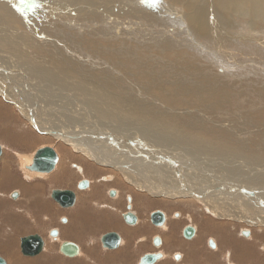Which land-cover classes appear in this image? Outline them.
Instances as JSON below:
<instances>
[{
    "label": "rangeland",
    "instance_id": "rangeland-1",
    "mask_svg": "<svg viewBox=\"0 0 264 264\" xmlns=\"http://www.w3.org/2000/svg\"><path fill=\"white\" fill-rule=\"evenodd\" d=\"M105 1L102 0V2L97 4L91 3L92 5H90L89 3L87 4L79 3L80 5L73 4L72 7L69 6L70 8L69 10V8L65 7L64 5L66 0H0V49L2 50V53H0V55L3 56L0 57V61L7 63L13 69L19 68L20 70H23L24 73L25 72L27 73L28 71L29 74H31L32 72L35 71L38 75L42 77V80L37 77L31 78V76L27 73L31 78V81H29L30 84L29 85L26 84L25 81L23 83V79H19L18 77L19 74H16L17 76L15 77H11L12 74L11 72H9L10 75L7 74V76H10L9 77L10 80L12 81L16 80L15 83L16 85L14 84L16 90L13 89V87L12 88L7 87L5 88V90L10 93L16 92L18 91V89L19 91L21 89L23 90V91L21 90L22 92L18 94L14 99L17 101L23 100L26 103V107L23 110L21 109L20 106H15L14 104L6 101L4 96H2V94L0 93V145L2 146V150H3L2 152L3 156L1 155L2 158L0 160V168L4 170L6 174L4 175L3 178L4 180H6L5 185L0 186V229L2 228L1 229L2 232L0 231L1 232L0 254H2L8 260V264H74V263H79L73 261L81 258L86 252V249L88 247H93L95 256L93 261H88L89 264H136L134 258L141 255L145 250L144 246L141 245L136 246V243L139 242V240H141L140 239L141 235L144 234V232L141 230L142 227L144 226V219L149 218L152 212H154L157 209H160L166 212V214L168 215V221L170 223H173L177 218H180L182 227L186 224H193L196 227H198L200 231V237L202 238H204V233L209 228H212L213 232H208L206 236L208 234L212 236L214 235L218 236V231L220 230H222L220 233L221 237L225 232L226 234H230V233L234 234L235 236H237L240 243L242 244V253L244 256V259H242L243 263L264 264V228L263 227H262L263 229H261L258 228V226L256 225L254 226L252 224L248 226V224L243 222L242 220L234 221L233 219H230L231 217L227 218L224 216L222 217L221 215H215L212 212L210 213V211L207 210V208L195 198L194 199L182 198L176 200L175 198L161 196V194L159 193H150L143 189L141 190L139 189L140 187H137L138 184L134 182H129V180L125 177V175L124 174L122 175V171L114 168L110 169V167L107 166L108 167L107 168L104 167V165H101L102 167L101 166L99 167L100 163L99 164L96 162L93 163L94 160L88 154H85L83 152L82 153L74 152L72 150V147L68 146V144H66L64 141H61L59 138H56L52 135L42 133L38 129L34 128L32 123L29 125L28 116L25 110L28 107H30L27 103L33 104L34 101L36 102V105L33 108V112L35 113L36 117L39 119L41 114L44 113L49 117V118L46 117V120H48L49 123L50 122L54 123V121H56V123L54 124L57 127H59L58 123L62 124V123H66L68 120L73 121V119L79 118L77 116H74L72 114V111L66 109V107L63 104L60 107L48 106V104H50L49 100L60 102L58 98L59 97L58 95L60 94H54V91L48 89L49 87L56 84L54 83L53 79L48 80L47 77L44 79L41 73L43 72L47 73V70L51 68L52 70L49 71L50 74L55 75V71L57 67L56 68L53 67L57 66L56 65L57 63H61L65 61V59L60 61L56 58L60 57L59 54L65 55L71 52L69 46L65 47L66 45L64 43H67V41L63 43L62 41L57 39V37H54L53 32L48 31V24L55 23L57 25L59 32V28L62 29L63 26L66 27L67 31H69L68 30L69 28H75V27L81 28L87 22H92V23L94 22L93 26H95L96 29L99 28V30L94 32H97L98 34L101 35L107 33V29L105 28L106 30H104L102 28L103 26H101L102 22L105 23V19H107L105 24L108 23L109 27L108 26L107 27L110 31L112 30L111 32H113L117 28V30L121 33V29H122V31L124 32V36H127V38L130 39L132 36L133 39L135 37L133 40L131 39L129 40L127 38L125 39L129 41L128 44L132 43V45L129 46V48L134 49L135 52L137 51L135 46L137 45V43H140L139 45L150 48L151 52H149L148 54L160 58L162 57V59H166L167 58L166 55H164L165 58H163V56H160L158 54V50L150 46L151 43L164 44L165 39L168 40V44L170 45L175 43L176 45L175 46L173 45L174 47H179V45L181 46L182 44L183 45L191 44V47L193 49L201 51L200 48L196 46L197 45L196 43L188 41V33H186L183 29L184 20L186 19V16L183 18L184 16L183 14H182L183 16L179 14V17H177L178 19L174 21L176 23L177 22L180 23V27L179 26L174 27V25H172L171 27H168L167 30L162 28L153 29V32H155L153 36L156 38V40L154 42H151L150 36L153 33L152 30H149L148 35H146L147 28L150 27H145L142 23V20L133 13L137 9L133 7L132 4H134L135 6L136 2L132 0H114L112 1V3L110 2L111 3L110 4L108 0ZM66 8H67V12L68 13L70 12L71 14L70 13L66 14L67 12H64V9ZM171 9L172 8L168 6L167 8L168 11L166 10L167 13L170 14V17H172L171 14H175L174 12H172L174 10ZM131 10H133V12L131 13L132 15H129V12ZM164 13L165 12H163V14ZM111 15H113V18L111 17ZM166 16L168 15L166 14ZM79 17H81V19ZM96 20L100 22V25L97 23ZM78 24L79 25L82 24V25H80L79 27ZM213 24L214 22H212V25ZM213 26L217 27L216 24H214ZM86 27H88V25ZM174 28H176V31ZM179 29L182 30V32L184 33L185 35L184 37L182 33H180ZM132 31L133 32L135 31L134 35ZM140 33H142V37H145L147 41L146 42L147 46L146 44L142 43L144 41L143 39L140 38L141 37ZM130 34L132 35L130 36ZM136 35L138 37H136ZM178 37L180 38L179 40ZM137 39L138 40L140 39L142 42L140 40L138 41ZM29 43L42 44V47L48 46L54 52V54L50 52H48L47 54L45 52L46 56L38 57L35 63H33L31 60L33 59L32 58L33 55L38 53L37 52L38 48H36L37 50L34 47L32 49ZM213 45L216 46L217 45L216 42H214ZM162 46L164 49L167 48L166 47L167 45L166 46L162 45ZM34 49L35 51H33ZM75 49L77 48L75 47ZM126 49L128 48L117 47L114 52V56L110 58L109 54H111V52L113 51V49L110 47H100L99 50H97L96 48L94 50H89L84 46H78V50H79L78 53H75V50H73L72 52L73 54L71 57H74L77 63L82 61L81 67H83L84 63L86 64V65L84 64L85 65L84 72L81 71L83 73L90 72L93 68H95L93 69L95 71L99 70L98 71L99 73H104V72L108 73V71H106L107 68L108 69L111 68L107 64L112 65L111 63H115V65L113 64L112 66H115L116 68L120 69L119 72L120 75L125 73L131 74V73H137L138 71H144L142 70L144 66L140 69L134 68L132 71L121 70V68L117 64L119 62L115 58L121 57L123 51ZM97 51L106 52L108 56V61L109 62L111 61V63H107L105 61L102 62L99 61V59H98L99 63L96 61L91 62L89 56L85 57ZM140 52L141 51L138 50L135 56ZM188 53L190 54V56L191 55L195 56L198 54V52L191 51L190 49H188ZM123 54L126 55V53ZM223 54L224 52L219 51L220 56L218 55L217 59H220V61L216 62L215 65L216 68L214 69L215 72L216 73L218 72L217 74L219 75L215 79H217L218 82L222 84H224V82H227L228 80H231L233 82L234 80H236L237 78L243 75L246 76L245 78H247L248 74L251 77L254 76L253 73H260L262 75L264 74V69H263L264 58L261 54H253L252 56H249V58L242 54L238 55L237 53H236L237 55L233 54V56L228 54L227 56H224ZM156 57L153 58L156 61H158ZM204 57L207 56L205 55ZM119 59L123 60V58H119ZM134 61L136 63L139 62L138 64H142V65H144V63L146 62L137 58ZM200 61L201 60L199 59H193L191 63L192 64H194L195 62L199 63ZM200 63H202V61ZM134 65L136 64L134 63ZM250 66L253 67V69L248 70L249 68H251ZM256 66L258 68H256ZM102 67L105 69V71ZM204 69L207 70V66H205ZM238 70L239 71L247 70V71L244 72L245 74L241 75V73ZM157 71L158 70H156L155 73L159 74ZM81 72L78 74H66L65 71L63 70L61 77L62 78L67 77V79L65 80V84L69 86V87H63L64 90H66L63 92L67 93L69 97L78 98L81 101V103H83V107L86 108L83 109L86 111L84 110L81 111L82 117L88 118V116L92 114L91 117L89 116L90 120H92V117L93 119L97 118L98 120H100L98 122L100 128H105L104 126H102L105 124V119L101 118V115L95 111L94 112L91 111L92 112L91 113L89 108H87V106L89 105L90 109L92 108V110H95L96 105H98L101 101L102 98L101 94L98 95L96 93V90H92V89L76 90L69 85L70 82L74 84L87 83L85 76L82 75ZM99 73L95 76L96 78L93 77L95 81H98V79L100 80L99 77L102 75ZM172 75H173L172 72L169 71L164 77H167V79H171ZM3 79L8 80V77H3ZM34 80H36L37 83ZM131 80L121 79L119 86L122 89L114 90V93L116 95L120 93L119 95L122 98V104L125 103V99H126L125 93H127V90L129 91L127 87L125 88V90L123 88L127 84L131 88V92L133 90L132 94L130 95L133 99H137V97L140 96L141 93L142 94L145 93L143 87L144 85L143 80L140 81L141 84L139 82V84L137 85L135 84L137 82L136 79H131ZM122 81L124 83H122ZM41 82L44 85L40 84ZM101 84L102 83L100 82L99 86ZM183 85L184 83L182 82L179 85L174 84L173 86L174 90L172 92H180V89L182 88ZM45 86L46 88H44ZM92 86L95 89L102 90L101 87H99L96 83L92 84ZM121 90H124V93L122 95H121L122 93ZM33 91L35 93H33ZM200 93L202 94V96H198L197 99L193 100L189 98L191 99L190 104H187L185 102L188 100L185 101L182 100L179 104L178 101L175 102L172 101L173 103H176V106L178 104V107H181L180 111L183 112L184 109L185 112L187 110L185 113H182V115L184 114L186 115V118L179 120L192 121L196 131L195 140H202L203 138L208 137L211 140H214L215 142L221 143L224 153H222V156L219 155L217 157V155L213 154V150L212 152L203 150L201 149L202 146L198 142H195V147H197L196 148L197 151L195 150V152L193 151L194 153H191V155H194V157L196 156L194 162L192 161L193 165L192 167H190L189 163L188 164L184 163L185 167L186 166L188 167L184 169L187 172H193L195 170V167L197 166L196 163H200V165L198 164V167L202 169L201 170L198 169L194 171L198 176L197 178L208 179L211 176L210 179H215L218 178L219 176L223 180L224 186L228 187L229 192H231V189H233L235 192L240 194V196L257 195L258 192L256 189H254L253 187L254 185L253 184L249 185L250 183H248L247 180L250 177H255L258 179L264 178V172H261V174L257 177L253 175L255 173H258V171L264 170V149H263L264 136L263 138L261 136V141L259 144V146L260 145L261 146L260 147L257 146L256 148H253L255 146L254 140L253 142H251L248 139L254 137L253 139L257 140V136L254 134L255 127L251 125L253 123L252 120L251 123H248V117H252L250 114L251 112L250 111H249L250 113L245 112L242 110L241 107H238L237 105H228L226 101L223 100L220 102L219 105L218 98L210 97L209 93L203 91H200ZM204 93L205 95L203 96ZM135 96L137 97L135 98ZM152 99L154 101L157 100L159 101V98L157 99V97H155L154 95H152ZM158 101L156 103H158ZM170 106H172V104H170ZM145 109L147 110L146 113H139V114H146L149 117L153 110L152 108L151 110H148L146 107ZM166 109L167 108L163 107L162 110H166ZM50 118H52L54 121H51ZM162 118L163 120L160 119V121H158L159 123L157 122L158 124L151 126L153 130L151 129L150 126H148L150 128L144 129V131L147 130L145 132L143 131V127H139L138 125H133L132 127L127 125L116 124V126H114L113 129L121 130L125 128L127 129L126 131L130 135L138 136L140 137V139L141 136L143 135V132L147 133L148 135H154V134L158 135L160 131H164V133L160 134V136H162L163 139H159V141L161 140L173 141L174 136L167 134L166 132L174 133L173 131L174 128H172L173 126L172 123L174 122L170 118H168V116ZM116 120H118L119 122ZM147 120L148 119L140 120V121L147 123L148 122ZM166 120L167 121L170 120V121L167 122ZM111 121L114 123L122 122L119 119L108 120L107 122H111ZM199 122H205L200 129L197 128V123ZM166 123L169 126H166L167 125ZM244 123L248 126V128L245 129L243 125ZM159 124L160 125L162 124L160 126V129L158 128ZM235 124L239 125L240 130L234 129ZM228 125L232 127L231 128L232 130L230 131V135H229L231 136V138L234 137L240 140L241 139L240 137L243 136L246 141L242 140V142L243 141L247 142L248 146L250 147L253 146L252 147L253 149L246 151V149H242V144H239L241 147L240 148L239 145L234 143V141H232V143H227L226 141H224L223 138H221L219 141L215 140L212 135L221 134L220 132H218V130L225 132V129L229 128ZM261 125L264 127V124ZM164 126H166V128L162 129L161 127ZM131 128L132 130H130ZM205 128L206 129L210 128V130L207 129V131L205 132L204 131ZM94 130L98 132L97 128H94ZM108 130L109 128L103 129V131L101 132L103 135L107 136L109 134L107 133ZM257 130L261 132L258 128ZM262 130H264V128ZM262 134L264 135L263 132H261V135ZM120 136L122 138V134H120ZM110 138L112 139V137ZM174 139L177 138L174 137ZM202 141L205 142L206 140H202ZM248 141L250 142V144L248 143ZM42 145L45 146L55 145L58 151H60L61 153L60 160L58 162L59 170L57 168V172L52 171L54 172L53 175L47 178L45 177L52 172L40 173V174L39 172H37L38 173L37 175L32 173L34 171H31L25 167V163L29 162L27 161L29 155L34 154V151H36V149ZM121 145L124 147V149H126V147L124 146V139ZM231 150L234 152L232 153ZM22 153L28 155H24ZM214 156L216 160L221 159V162L223 164L220 162H216L214 164V162H212ZM121 157L123 158V154H121ZM19 158H21V161L19 160ZM225 158H227L225 160L227 163L233 162L234 165L228 166V164L224 163L223 159ZM174 159L178 163H183L177 157H174ZM201 163H203V165ZM80 168L83 169L80 170ZM62 169L64 170L62 171ZM60 172H62L63 174H61ZM202 173L206 175H203ZM40 175H42L43 177ZM85 178L86 179L89 178L92 180V186L89 187L90 189L89 188L80 189L77 186L78 181ZM153 182L156 181L153 180ZM94 187L98 188L97 192L94 190L96 193H93V191H91L92 188ZM53 188H63V189L71 188L76 190V192L78 193V201L72 207L65 208L60 206L54 199H52L51 191L53 190ZM111 189L116 190L115 196L111 195L110 193ZM16 190L20 191V196L17 199H13L11 197V194L14 193V191ZM252 191H255V194H253ZM259 195L260 197L256 199L259 200L260 202H264V195L261 194ZM129 196L132 197V205H133L132 209L139 216V224L137 225L138 227H133L132 225L127 224L123 217V213H125L128 210L127 205L129 201L127 198ZM224 204L226 203L224 202ZM79 208L81 210L87 211L84 213V215L87 214L88 216L86 219H84L83 217L81 218V216H79L80 214L77 212V209ZM98 212H101L100 216L101 218H103L101 220L102 223L103 220H106L105 219V213H106L107 217L108 215L114 217L116 220L120 221V224L115 223L114 225H111L105 222V227H103L102 225L101 226L96 225L94 229H89V231H85L86 228H84V230H82V232L80 233L82 234V238H83L82 240L65 234V230L68 231L67 230L68 226H70L69 227L70 229L74 230L73 228L74 224L72 223L70 224L68 221L64 219V217L68 218L69 216L71 221V219H73L74 216H78L80 217L81 224L82 221H84V223L87 225L89 221H91V223L97 221L96 217L98 216ZM55 227L59 228L61 231L60 232L61 235L59 234L60 236H58L57 240H53L50 235V230ZM246 229L253 230L254 234L246 237L243 234V232L241 233V231ZM112 230H116L120 232L124 237L127 236V239L125 240L123 245L116 251L113 249L104 248L101 242V236L104 233ZM31 233H39L43 235L47 240L46 247L43 250V252L36 256H26L22 253L21 250V241H20L21 237ZM154 234L163 235L166 238V240L170 243L171 242L174 243L175 239L178 238L177 235H172V234L166 235L164 230L152 229L146 231V235H154ZM64 239L75 240L76 242L80 243L83 249L81 254L76 258H69L63 255L59 251V245L60 242ZM129 239L130 241L132 240V242H130ZM127 244L129 245L128 247ZM156 249L159 248H154V249L150 248V251ZM160 250L163 251V248H160ZM168 250L169 252H165V251L163 252L166 253V255H168L169 257L172 252L178 251V248L172 247L169 244ZM128 255H132L133 258L129 260ZM109 256H111V258H108ZM248 257H251L253 260L248 262L249 259ZM229 258L230 256L228 255V260Z\"/></svg>",
    "mask_w": 264,
    "mask_h": 264
},
{
    "label": "bare ground",
    "instance_id": "bare-ground-1",
    "mask_svg": "<svg viewBox=\"0 0 264 264\" xmlns=\"http://www.w3.org/2000/svg\"><path fill=\"white\" fill-rule=\"evenodd\" d=\"M108 1L109 3L110 2L112 3V1L114 0H108ZM132 1L136 2L135 6L134 4H132V6L135 7L137 10L134 12L133 10H131L129 12V15H132L131 13L133 12L136 16H138L142 20V23L145 27H150V28H147V33L145 32L146 35H148L149 30H152L153 32V29L162 28V29L167 30V28L171 27L172 25H174V27L175 26L180 27V23L178 22L176 23L174 21L178 19L177 17H179V14L181 16L184 15L183 18L186 16V19L184 20L183 29L186 33H188V41L196 43L197 45L196 44L195 45L199 47L201 51L193 49L191 47V44L190 45L182 44L181 46L179 45V47H174L176 45L175 43L170 45L168 44V40L165 39L164 44L151 43L150 46L158 50V54L160 56H163V58H165L164 55H166L167 57L166 59H169V60L162 59V57L160 58V57H156V56L148 54L149 52H151L150 48L143 47L139 45L140 43H137L135 47L137 51L140 50L141 52L135 56L137 51L135 52L134 49L129 48V46H131L132 43L128 44L129 41L125 40L127 36H124V32L122 31V29H121V33L117 30V28L113 32H111L112 30L110 31L108 29L109 27L108 23L105 24L107 19H105V23L102 22L101 24L104 30L107 29V33L101 34V35L98 34L97 32H94V31L99 30V28L96 29V27L93 26L94 22L85 23L86 26L88 25V27H86L84 24L81 28H78V27L69 28L68 29L69 31H67L66 27L63 26L62 29L59 28L60 34L58 32V28L55 23L48 24V31L53 32L54 37H57V39H59L63 43L67 41V43H64L66 45L65 47L69 46L70 51H71L69 54H65V55L59 54L60 57L56 58L60 61L65 59V61L61 63H57L56 64L57 66L53 67V68L57 67L55 71V75L50 74L49 71L52 70L51 68L47 70L48 74L44 72L41 73L44 79L46 77L48 80L53 79L54 83L58 85V86L50 85L51 87L49 88L47 87V88L49 90L54 91V94H60L58 95L60 102L49 100L50 104H48V106L60 107L63 104L66 107V109L72 111V114L79 118L73 119V121L68 120L66 123H62V124L58 123L59 127H57L54 124L56 123V121L50 118L51 121H54V123L53 122L49 123L48 120H46V117L48 116L44 113L41 114L39 119L36 117L35 113L33 112V108L36 105V102L34 101L33 104L27 103L30 107H28L25 110L28 116L29 125L32 123L34 128L38 129L42 133L52 135L56 138H59L61 141H64L66 144H68V146L72 147V150L74 152H81V153L83 152L85 154H88L94 160L93 163L95 162L98 164L100 163L99 167L101 165H104V167L108 166L110 167V169L114 168V169L122 171V175L124 174L125 177L129 180V182H134L138 184L137 187H140L139 189L141 190L143 189L150 193H159L161 194V196L175 198L176 200L182 199V198L184 199H194L195 198L196 200L201 202L207 208V210L210 211V213L212 212L215 215H221L222 217L224 216L227 218L231 217L230 219H233L234 221L242 220L243 222L247 223L248 226L252 224L254 226L255 225L258 226V228L263 229L264 228V202H260L256 198L260 197L259 194L264 195V178L258 179L255 177H250L248 178V180L246 179L248 183H250L249 185H252V184L254 185L253 186L254 189H256L259 194L257 193V195H253V196H240V194L235 192L233 189H231V192H229L228 187L224 186L223 180L219 176L218 178H215V179H210L211 176L208 179L207 178H197L198 176L194 171L200 169V167H198V164L200 165V163H196L197 166L195 167V170L193 172H187L184 169V168H188L187 166L185 167V164L189 163L190 167H192L193 165L192 161L194 162L196 156L194 157V155H191V153H194L197 148L195 147V142H198L202 146L201 149L203 150L211 151V152L213 150V154L217 155V157L219 155L222 156V153H224V150L222 149L221 143L215 142L214 140H211L208 137H205L202 139V140H206L205 142H203L202 140H195V133H196L195 126L193 125V122L190 120H185V121L179 120V119L186 118V115L184 114L185 115L184 116L182 115V113H185L187 110L185 112H184V109H183V112L180 111L181 107H178V104L182 100L183 101L188 100L185 102L187 104H190V100L191 99L194 100V99H197L198 96H202L200 91H203V92L209 93L210 97L218 98L219 105H220V102L223 100V101H226L228 105H237L238 107H241L243 111L248 112V113L251 112L250 114L252 117H248V123H251V120H252L253 123L251 125L255 127L254 134L257 136V140L253 139L254 137L248 140L251 142H253L254 140L255 146L253 147L251 145L253 148H256L257 146H259L260 141H261V136L262 138L264 136L263 134L261 135V132L264 133V130H262L264 127L261 125V124H264V74L262 75L260 73H253L254 78L248 74V77L245 78L246 76H244L243 74H245L244 72L247 70H241V71L238 70L243 76H240L233 82L231 80H228L227 81L228 83L223 81L224 84H222L218 82L217 79H215L219 75L217 74L218 72L216 73L214 69L216 68L215 67L216 62L220 61V59H217L219 55V51L224 52L223 54L224 56H227V54L231 56H233V54L234 55L242 54L249 58V56H252L253 54H261L264 58V0H132ZM100 2H102V0H66L64 5L65 7L69 8V6L72 7L73 4L78 5L79 3H82V4L89 3L90 5H92L94 3L97 4ZM168 6H170L174 10L172 12H174L175 14H171L172 17H170V14L167 13ZM64 12H67V8L64 9ZM163 12H165L168 16H166L165 13L164 15ZM69 13L67 12L66 14H69ZM111 17L113 18V15H111ZM79 18L81 19V17ZM145 22L147 25L145 24ZM212 22H214V24H216L217 27H214L213 26L214 24L212 25ZM97 23L100 25V22L97 21ZM80 25L78 24L79 27ZM174 29L176 31V28ZM134 32H133V35H134ZM180 33H182L183 37L185 36L182 30H180ZM140 34H141L140 38L143 39L144 42H142L140 39L139 40L143 44H146L147 41L145 37H142V33ZM153 34H155V32H153L152 35L150 34L151 42H154L156 40ZM131 35L132 34H130V36ZM136 37L138 36L136 35ZM130 39L133 40L132 36ZM179 39L180 38L178 37V40ZM214 42H216L217 44L216 46L213 45ZM162 45H165V46L167 45L166 46L167 48L164 49ZM78 46H84L88 48L89 50H94L95 48L99 50L100 47H110L113 49L111 54H109L110 58L114 56V52L117 47H126L128 49L123 51V53H126V55L122 53V56L119 57V58H123V60L119 59L118 57L115 58L119 62L117 64L119 65L121 70L122 71H127V70L132 71L134 68L140 69L144 66L142 68V70L144 71H138L137 73H131V74L125 73V74L120 75L119 73L120 69L116 68L115 66H112L113 64L115 65V63H111V61L110 62L108 61L107 53L97 51L85 57L89 56L91 62H94V61L98 62V59H99V61H102V62L105 61L107 63H111L112 65H109L106 63L111 69L107 68L106 71H108V73L106 72L99 73L98 72L99 70L98 71L93 70L95 68L91 70L92 72L90 71L87 73H83L85 70L84 68L86 64L84 63L85 65L83 64V67H81L82 61L77 63L75 58L71 57L73 54L72 53L73 50H75V53H78L79 51ZM30 47L32 49L33 47L35 49L38 48V50L36 49L38 53L34 54L32 57L33 59L31 61L33 63H35L38 57L46 56L45 52L47 54L48 52L54 54V52L48 46L42 47V44H30ZM75 47L77 49H75ZM35 49L33 51H35ZM188 49H190L191 51L198 52V54L195 56L193 55L190 56V54L188 53ZM0 53H2L1 49H0ZM142 54H145V55H142ZM202 55L204 56L206 55L207 57H204ZM0 57H3V56L0 55ZM153 57H156L158 61H156ZM136 58L146 61V62L144 63V65L138 64L139 62L136 63L134 61ZM193 59H199L202 61L203 64L200 63L201 61L199 63L193 62L194 64H192L191 62ZM134 63L136 65H134ZM203 66L204 67L207 66V70H205L206 68L204 69ZM211 66L213 69L211 68ZM256 68L258 67L256 66ZM251 69H253V67L249 68L248 70H251ZM63 70L65 71L66 74H78L81 71H83L81 73L82 75L85 76L87 83L86 84H74L70 82L69 85L73 89H76V90L92 89V90H96V93L98 95L101 94L102 96L101 101L98 105H96L95 110H92V108L90 109L89 105L87 106V108H89L90 112L95 111L99 113L101 115V118L105 119V124L102 125L105 128H100V125L98 123L100 120H98L97 118L93 119L92 117V120H90V117L92 116V114H90L89 115L90 117L88 116V118L82 117L81 111L86 109L83 107V103H81V101L78 98L69 97L67 93L63 92V91H66L64 90L63 87H69L65 84V80L67 79V77H63V78L61 77ZM156 70H158L157 72L159 74L155 73ZM169 71L172 72L173 74L171 79H167V77H164ZM9 72L12 73L11 77H15L17 76L16 74H19L18 76L19 79H23V83L25 81L26 84H29V81H31V78L37 77L42 80V77L38 75L35 71L32 72L31 74H29V72L27 71V73L31 76L30 78V76L26 72L24 73L23 70H20L19 68L13 69L7 63L0 61V75L4 74L0 76L1 77L0 78V93L2 94V96H4L6 101L14 104L15 106H20L21 109L23 110L26 107V103L23 100H19V101L14 100L16 96L20 94L23 90L21 89L22 91L21 90L19 91L18 89V91L11 92V93L5 90V88L7 87L8 88L13 87V89H15L14 84L16 83V80L14 81L10 80L9 78L10 76H7ZM98 73L101 74L102 76L99 77L100 80L98 79V81H95L93 77H95ZM2 76L8 77V80H4ZM130 78L136 79L137 81L135 83L136 85L139 84V82L143 80L144 81L143 87H144L145 93L144 94L139 93L140 96L138 97L135 96V98L137 97V99H133L130 96L133 90L131 92V88L127 84L123 88L125 90V88L127 87L129 91L126 89L127 93H125L126 94L125 103L122 104V98L119 95L120 93L116 95L114 93V90L122 89L119 86L121 79L131 80ZM34 81L36 82V80ZM100 82L102 84L99 86ZM181 82L184 83V85L180 89V92H172L174 90L173 88L174 84L179 85ZM95 83L99 87H101L102 90L93 88L92 84H95ZM122 83L124 82L122 81ZM40 84H42V82ZM44 88H46V86ZM124 90H121L122 91L121 95L124 93ZM33 93L35 92L33 91ZM152 95L157 97V99L159 98V101L156 99L158 103H156L157 101H154L152 99ZM204 95L205 93L203 94V96ZM172 101L174 102L178 101L177 106H176V103H173ZM170 104H172V106H170ZM145 107L148 110H151V108L153 110L149 117L146 114H139V113H146L147 110L145 109ZM163 107L167 109L162 110ZM124 112L126 113V115ZM167 116L174 122L172 123L173 126L171 125L172 128H174L173 130L174 133H170V132H166V133L173 135L177 139H174L173 137V141H168V140L159 141V139H163L162 136H160V134L164 133V131H160L159 134L157 133L158 135H155V134L148 135L147 133H144L145 131H147V130L144 131V129H149L152 125L158 124L159 123L158 121H160V119L163 120L162 117H167ZM113 119H119L122 122L120 123H114L112 121L107 122L108 120H113ZM145 119H148L147 123L140 121V120H145ZM85 120H88V121H85ZM204 123L205 122L197 123V128L200 129L204 125ZM116 124L127 125V126H132V127L133 125H138L139 127H143L144 132L141 131L143 132V135L141 136V139H140V137L138 136L130 135L126 131L127 129L125 128L121 130H114L113 127L116 126ZM161 125L160 124L158 125L159 129ZM229 125H228L229 128H226L225 132L218 130V132H220L221 134L212 135L214 139L219 141L221 138H223L224 141H226L227 143H232V141H234V143H236L237 145L242 144V149H246V151L253 149L252 147L248 146L247 142H244V141L242 142V140H245L243 136L240 137L241 138L240 140H238L237 138H234L233 136H232L233 138H231V136L229 135H230V131L232 130L231 129L232 127H230ZM243 125L245 129L248 128V126L245 123ZM166 126H169V125L167 124ZM166 126L161 127V128L165 129ZM94 128H97L98 132L95 131ZM108 128L109 130L107 131V133L109 134L107 136L103 135L101 131H103V129H108ZM257 128L261 132H259ZM207 129L210 130V128H207ZM207 129L205 128L204 131L206 132ZM234 129L240 130L239 125L235 124ZM130 130H132V128ZM120 134H122V138L124 139V146L126 147V149H124V147L121 145L123 142V139L121 138ZM110 137H112V139ZM249 141L248 143L250 144ZM44 146L45 145L38 147L36 151L39 148L44 147ZM52 147L55 148L60 158L61 154L56 148V146L54 145ZM263 149H264V146H263ZM36 151H34V154L29 155L28 160L25 158L27 161H29L28 163H25V167L27 169H29V167L33 164V159H34V155ZM233 152L234 151H232V153ZM121 154H123V158L121 157ZM24 155H28V154H24ZM174 157L179 158V160L182 161L183 163H178L177 161H175ZM1 158L2 157L0 156V160ZM226 159L227 158L223 159L224 163L228 164V166L234 165L233 162L227 163L225 161ZM19 160L21 161V158H19ZM212 162H214V164L216 162L222 163L221 159L216 160L215 156ZM201 164L203 165V163ZM57 168H58V163L53 171L57 172ZM82 169L80 168V170ZM63 170L64 169H62V171ZM37 172L39 171H34L32 173L38 175ZM261 172H264V170L258 171V173H255L253 175L257 177L261 174ZM40 173H43V172H39V174ZM47 173H50V172H47ZM53 173L54 172L48 174L45 178L50 177L51 175H53ZM60 173L63 174L62 172ZM202 174L206 175L204 173ZM89 180H90V186H92V180L91 179ZM153 180H155L156 182H153ZM97 189H98L97 187L96 188L94 187L92 188L91 191H93V193H96ZM252 193L255 194V191H252ZM11 197H12V194H11ZM224 202L226 204H224ZM249 230L251 231V235H253L254 234L253 230L251 229ZM246 236L248 237V235Z\"/></svg>",
    "mask_w": 264,
    "mask_h": 264
},
{
    "label": "flooded vegetation",
    "instance_id": "flooded-vegetation-1",
    "mask_svg": "<svg viewBox=\"0 0 264 264\" xmlns=\"http://www.w3.org/2000/svg\"><path fill=\"white\" fill-rule=\"evenodd\" d=\"M80 181L81 180L78 181L77 186H78ZM51 193H52V191H51ZM110 193H111V191H110ZM19 194H20V191H19ZM17 198H13V199H17ZM79 209H77V212L80 214L79 216H81V218L83 217L84 219H86L88 216H87V214L84 215V213L87 212V211H84V210H81V209H80L81 210L80 211ZM156 211L164 212L165 220H163L162 223L160 222L161 218L159 219V217H157V216L155 217V216L152 215ZM154 212L151 213L149 218L144 219V226L141 229L144 232V234L141 235V237H140L141 240H139V242L136 243V246H138V245L144 246L145 250H144V252L141 255H139L138 257L134 258V261H135L136 264H142V258L144 256L148 255V254H161V256L155 262H153L151 264H170V262H171V264H244L243 260H242V259H244V256H243V253H242V244L240 243V241L237 238V236H235L234 234H231V233L230 234H226V232H225L223 234V236L221 237V235H220V233L222 231L221 230L220 232L218 231V236H215V235L212 236L210 234H208L206 236V234L208 232H213V229L209 228L208 230L205 231L204 238H202V237H200V231H199L198 227H196L195 225L186 224V225H184L182 227L181 226V222H180V218H177L175 220V222L170 223L168 221V215L166 214L165 211L157 209ZM100 215H101V212H98V216L96 217L97 221H95L94 223H91V221H89V223H87V225H86L84 223V221H82V224L80 222V230L82 231L84 228H86L85 231H89V229H94L96 227V225L97 226L98 225H100V226L102 225L103 227H105V222H107V223H109L111 225H114L115 223H119L120 222V221L116 220L114 217H111L109 215L107 217V214L105 213V219L106 220H103V223H102L101 220L103 218H101ZM64 219L66 221H68L70 224L72 223V220H73V219H71V221H70V217L69 216H68V218L64 217ZM127 224H129V223H127ZM138 224H139V216H138L137 223L136 224H130V225H132L133 227H138L137 226ZM86 226H88V227H86ZM187 226H192V227L195 228V234L191 238H188L185 235V229H186ZM69 227L70 226H68L67 228H69ZM53 229H58V234L57 235H52L51 234ZM152 229L164 230L166 235H171V234L172 235H177L178 238L175 239L174 243L173 242L170 243L161 234L146 235V231L152 230ZM112 231H116V230H112ZM60 232L61 231H60L59 228H56V227L52 228L50 230L51 238L53 240H57L58 236L61 235ZM242 232L243 231H241V233ZM249 235H251V231L249 232ZM82 239L83 238L81 236V240ZM65 240H70V239H64V240H62L60 242L59 251H60L61 244ZM72 241H75V240H72ZM46 242L47 241L45 239V247H46ZM76 243H78V242H76ZM78 244L80 246V252H81V244L80 243H78ZM169 244L172 247L178 248V251L172 252L171 255L168 257V255H166V253H164L163 251L169 252V250H168V245ZM45 247H44V249H45ZM104 248H107V247H104ZM150 248H153V249L154 248H159V249L150 251ZM160 248H163V251H161ZM180 248H182V249H180ZM117 249H119V248H115L113 250L116 251ZM181 250H184V251H181ZM187 252L191 253V257L189 259H188L187 255H186ZM62 254L65 255L64 253H62ZM80 254H78L76 256H73V257H70V256H68V257L69 258H76ZM228 255L230 256L229 260H228ZM94 256H95V252H94V248H93L91 250L90 254L87 257V261L86 262H83L81 260H74L73 262H79L81 264H88V261H93L94 260ZM108 258H111V256H109ZM132 258H133L132 255H128V259L129 260H131ZM248 258H249L248 262L253 260L251 257H248ZM165 261H166V263H165ZM186 261H187V263H186ZM74 264H77V263H74ZM255 264H257V263H255Z\"/></svg>",
    "mask_w": 264,
    "mask_h": 264
},
{
    "label": "water",
    "instance_id": "water-1",
    "mask_svg": "<svg viewBox=\"0 0 264 264\" xmlns=\"http://www.w3.org/2000/svg\"><path fill=\"white\" fill-rule=\"evenodd\" d=\"M2 146L0 145V156L2 154ZM59 155L54 147L44 146L39 148L33 159V164L29 169L39 172H51L55 169L57 163L59 162ZM80 189H87L90 186L89 179H82L79 182ZM111 195H116V190H111ZM19 192L16 190L12 193V197H18ZM52 198L62 207H72L77 201V192L70 188H54L51 193ZM127 211L123 213L125 221L129 224H136L138 221V215L132 209V198L128 197ZM153 216L161 218V223L165 220V214L162 211H156L152 214ZM65 221V220H64ZM249 230H243V234L249 235ZM52 235L58 234V229L52 230ZM195 234V228L192 226H187L185 229V235L188 238L193 237ZM101 241L104 247L109 249L118 248L122 243V235L117 231H108L101 236ZM45 245V239L39 233H31L21 237V250L27 256H34L42 252ZM62 253L67 256H76L80 253V246L78 243L72 240H65L60 247ZM161 254H148L142 258V264H151L155 262ZM0 264H8L5 257L0 254Z\"/></svg>",
    "mask_w": 264,
    "mask_h": 264
},
{
    "label": "crops",
    "instance_id": "crops-1",
    "mask_svg": "<svg viewBox=\"0 0 264 264\" xmlns=\"http://www.w3.org/2000/svg\"><path fill=\"white\" fill-rule=\"evenodd\" d=\"M3 129V128H2ZM60 152V151H59ZM61 154V153H60ZM4 175H6L5 174V172H4V170H2L1 168H0V186H3V185H5V182H6V180H4L3 178H4ZM54 189V188H53ZM71 189V188H70ZM20 195V194H19ZM19 197V196H18ZM77 201H78V194H77ZM76 201V202H77ZM72 224H74L73 225V228H74V230H72V229H70V228H66L68 231H66L65 230V234L66 235H69V236H72V237H76V238H79V239H81V236H82V234H80L82 231L80 230V217H78V216H74L73 217V220H72ZM119 224H120V222H119ZM2 229V228H1ZM0 229V231L2 232V230ZM84 230V229H83ZM0 232V233H1ZM120 233V232H119ZM121 234V233H120ZM122 235V234H121ZM43 236V235H42ZM0 237H1V234H0ZM43 238L44 239H46L44 236H43ZM127 239V236H123L122 237V243H121V245L118 247V248H120L122 245H123V243L125 242V240ZM21 241V240H20ZM47 241V240H46ZM129 241H130V239H129ZM130 242H132V240L130 241ZM129 245L127 244V247H128ZM93 249V247H88L87 249H86V252L84 253V255L81 257V258H79V259H77V260H81V261H83V262H86L87 261V257H88V255L90 254V252H91V250ZM83 251V249H82V246H81V252ZM80 252V253H81ZM79 253V254H80ZM186 255H187V257H188V259L191 257V253H186ZM67 256V255H66ZM68 257V256H67ZM187 259V260H188ZM7 260V259H6ZM8 261V260H7ZM186 263H187V261H186ZM77 264H81V263H77ZM89 264V263H88Z\"/></svg>",
    "mask_w": 264,
    "mask_h": 264
}]
</instances>
